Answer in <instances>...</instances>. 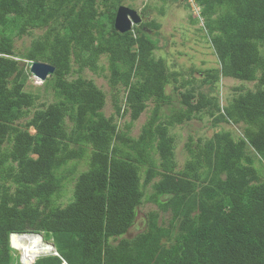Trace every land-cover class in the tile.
<instances>
[{"label": "trees", "instance_id": "trees-1", "mask_svg": "<svg viewBox=\"0 0 264 264\" xmlns=\"http://www.w3.org/2000/svg\"><path fill=\"white\" fill-rule=\"evenodd\" d=\"M195 2L219 62L202 82L257 80L222 108L193 86L177 92L185 80L174 84L180 73L154 57L144 31L156 22L115 30L117 1L0 0V264H12L10 233L26 231L43 232L58 253L33 264H264V0ZM32 28L43 32L17 48L14 38ZM102 55L109 85L126 90L125 107L114 103L116 114L130 113L122 128L102 110L105 93L81 75L104 70ZM25 60L55 67L44 81L54 100L42 108L32 109L38 96L24 89ZM200 111L240 133L189 138L177 168L169 126ZM79 161L87 167L77 172ZM145 202L156 206L145 228L126 236Z\"/></svg>", "mask_w": 264, "mask_h": 264}, {"label": "rangeland", "instance_id": "rangeland-1", "mask_svg": "<svg viewBox=\"0 0 264 264\" xmlns=\"http://www.w3.org/2000/svg\"><path fill=\"white\" fill-rule=\"evenodd\" d=\"M112 1L113 0H109V4ZM114 1L118 2V6L125 5L137 10L141 18L137 25L140 26V24L149 21H154L158 24V26L150 28L144 27V31L147 32L148 37L156 45L153 52L154 57L163 58L166 66H168L170 70H176L180 73L178 80L174 82V84L178 85L182 80H185L184 82L186 83L184 84V87L179 88L177 92H182L185 88L193 86L196 90L195 92H203L207 94L212 93L216 96L218 104L222 108L233 95L247 89H256L257 80L243 81L232 77L220 76L215 88L212 86L209 87V83L202 82L204 69L216 68L219 66V62L218 56L211 45L210 37L206 33V30L203 29L204 19L203 15H201V6L197 4L195 0ZM103 7L104 6H102V8ZM103 21H107V19L105 18ZM42 32L43 29L32 28L28 34H24L20 38H14V44L17 48H21L38 38ZM98 64L105 69L94 72L85 68L81 72V75L85 78L92 79L105 93V104L102 110L106 116L114 117V122L122 128L126 122H129L130 113L127 111L124 115L116 114L114 103H118L117 105H120L122 109L125 107L124 96L126 90L122 85H117L115 87L109 85L107 56L102 55L99 58ZM75 67L76 65H74V68ZM77 75L78 73H72L68 78L72 79ZM49 76H47L46 79ZM44 81L28 70V79L25 82L24 89L38 96L34 101L32 109L39 107L42 108L43 104H48L54 100L51 90L44 87ZM174 84L168 85L167 91L172 94L173 101L177 103L179 95L173 91ZM151 105L152 101H147V107L140 113L137 119L132 121V125L128 131L131 136L137 137L140 133L141 126L149 114ZM120 113L122 114V111H120ZM24 120L22 121L24 122ZM224 129H229L235 135L240 133L241 128L236 124L218 123V125H213L212 117L204 111L196 113L189 120L169 126L168 132L174 137L173 151L177 162V168H181L185 160L188 158L185 144L189 138H192L195 141L198 139L205 141L206 139L211 138L214 133ZM28 130L34 132L32 127H29ZM86 167L87 165L85 161H79L77 163L76 171H83ZM70 186H72V183H69L67 187L69 188ZM149 190L150 187L148 186L147 191ZM155 208L156 206L150 202H145L140 205L136 220L126 236H133L137 232L143 230L146 226V214L148 211ZM164 217L165 219L168 218L167 215ZM39 234L42 235H40V237L44 241L52 243L51 240H46L44 238L43 232H40ZM10 253L12 256V264H17V259L20 264H23L21 261V252L18 249L11 247ZM36 258L34 259L36 260Z\"/></svg>", "mask_w": 264, "mask_h": 264}, {"label": "water", "instance_id": "water-1", "mask_svg": "<svg viewBox=\"0 0 264 264\" xmlns=\"http://www.w3.org/2000/svg\"><path fill=\"white\" fill-rule=\"evenodd\" d=\"M141 18L137 10L132 9L125 5H119L117 7L115 18H114V28L118 32L124 33L129 30H132L133 25H137L140 22ZM29 71L39 77L42 81L46 79L47 76L51 75L54 72L55 67L52 64L47 62H43L40 60H25ZM24 233H31L41 235L39 233H35L33 231L26 232H11L9 235V243L10 246L16 248L14 245V239L16 235H22ZM42 236V235H41ZM50 245L49 250L42 252L41 254L53 253L57 255L55 251V246L53 243L46 242ZM17 249V248H16ZM33 263V262H32ZM31 264V263H30Z\"/></svg>", "mask_w": 264, "mask_h": 264}, {"label": "bare ground", "instance_id": "bare-ground-1", "mask_svg": "<svg viewBox=\"0 0 264 264\" xmlns=\"http://www.w3.org/2000/svg\"><path fill=\"white\" fill-rule=\"evenodd\" d=\"M46 242L40 235L31 233L16 235L14 239V245L21 252L24 264L32 263L34 258L41 255L42 252L51 249L50 245Z\"/></svg>", "mask_w": 264, "mask_h": 264}, {"label": "built area", "instance_id": "built-area-1", "mask_svg": "<svg viewBox=\"0 0 264 264\" xmlns=\"http://www.w3.org/2000/svg\"><path fill=\"white\" fill-rule=\"evenodd\" d=\"M21 261H22V258H21ZM23 263V262H22ZM24 264V263H23ZM31 264H33V263H31ZM64 264H66V263H64Z\"/></svg>", "mask_w": 264, "mask_h": 264}, {"label": "clouds", "instance_id": "clouds-1", "mask_svg": "<svg viewBox=\"0 0 264 264\" xmlns=\"http://www.w3.org/2000/svg\"><path fill=\"white\" fill-rule=\"evenodd\" d=\"M57 255H58V253H57ZM40 256V255H39Z\"/></svg>", "mask_w": 264, "mask_h": 264}]
</instances>
